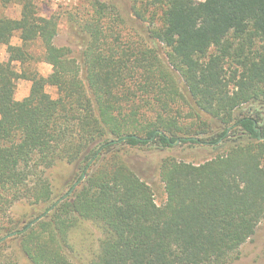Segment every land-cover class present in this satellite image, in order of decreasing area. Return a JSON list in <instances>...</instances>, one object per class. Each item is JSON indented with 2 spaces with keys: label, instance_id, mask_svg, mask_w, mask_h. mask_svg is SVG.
Returning a JSON list of instances; mask_svg holds the SVG:
<instances>
[{
  "label": "trees",
  "instance_id": "obj_1",
  "mask_svg": "<svg viewBox=\"0 0 264 264\" xmlns=\"http://www.w3.org/2000/svg\"><path fill=\"white\" fill-rule=\"evenodd\" d=\"M0 2L21 6L19 19L0 16V43L21 61L0 62V264H17L13 241L31 264H76L72 237L89 226L101 236L88 264L239 259L264 221V0H137L150 45L124 35L114 4L82 0L80 58L55 46L60 19L39 0ZM19 80L31 82L26 101ZM177 142L228 147L199 164L165 159L158 205L124 151ZM59 163L78 179L54 202L48 171ZM19 202L35 215L11 217Z\"/></svg>",
  "mask_w": 264,
  "mask_h": 264
},
{
  "label": "rangeland",
  "instance_id": "obj_2",
  "mask_svg": "<svg viewBox=\"0 0 264 264\" xmlns=\"http://www.w3.org/2000/svg\"><path fill=\"white\" fill-rule=\"evenodd\" d=\"M108 4H114L122 16L127 20L124 35H129L133 42L137 44L150 45V40L144 33L146 27L145 23L140 24L133 14V5L137 0H101ZM203 1V0H199ZM82 0H39L38 7L42 16L50 17L57 16L60 19V31L55 40L56 47H67L71 51V56L80 58L83 39L81 33L77 30V26L73 17H75L78 10L82 8ZM0 16L19 19L21 17V6L15 2L8 6H4L0 2ZM11 44L14 46H21L22 41L20 34L15 33L12 36ZM30 51L36 54L40 53L41 49L36 46L32 47ZM0 62L14 67L17 70L21 68V61L12 57L7 52V46L0 43ZM35 62V61H34ZM39 72L45 76L50 77L53 73L52 66L44 62L37 64ZM31 89V82L27 80H19L17 83L16 100L26 101L29 97ZM47 92L53 97L57 98V89L54 87H47ZM249 106L244 107L247 110ZM256 108L261 110L264 114V107ZM243 110L239 109L236 115L241 114ZM219 130V125L216 124L214 131ZM219 150L209 146H192L187 144L176 143L173 147L159 148L156 145H150L141 148H125L124 158L129 166L143 179L153 190L156 202L162 205L166 202L165 186L160 176V168L163 161L167 158H175L179 161L187 163L199 164L206 160L215 157L219 152L227 149L228 144H221ZM48 176L54 189V202L64 196L78 179V174L74 166L59 163L48 171ZM48 207V206H47ZM35 208L26 202L17 203L11 210L10 216L18 219L27 215H35ZM40 211V208L38 209ZM101 234L92 227H87L82 231L76 232L72 237L71 249L73 261L76 264H88V257L97 250L98 241ZM16 242L10 244L9 255L13 254L14 261L17 264H31L24 256H20L16 252ZM230 264H264V221L259 225L256 234L241 248L239 259Z\"/></svg>",
  "mask_w": 264,
  "mask_h": 264
},
{
  "label": "water",
  "instance_id": "obj_3",
  "mask_svg": "<svg viewBox=\"0 0 264 264\" xmlns=\"http://www.w3.org/2000/svg\"><path fill=\"white\" fill-rule=\"evenodd\" d=\"M177 143H179V142H177Z\"/></svg>",
  "mask_w": 264,
  "mask_h": 264
}]
</instances>
